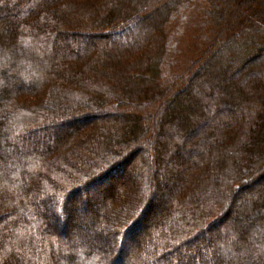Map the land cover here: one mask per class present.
I'll list each match as a JSON object with an SVG mask.
<instances>
[{
    "label": "trees",
    "instance_id": "1",
    "mask_svg": "<svg viewBox=\"0 0 264 264\" xmlns=\"http://www.w3.org/2000/svg\"><path fill=\"white\" fill-rule=\"evenodd\" d=\"M193 1L0 0V264H264V19L248 0H200L188 66L164 73L168 24ZM131 150L130 181L62 239L46 214ZM148 196L165 210L134 241Z\"/></svg>",
    "mask_w": 264,
    "mask_h": 264
},
{
    "label": "rangeland",
    "instance_id": "2",
    "mask_svg": "<svg viewBox=\"0 0 264 264\" xmlns=\"http://www.w3.org/2000/svg\"><path fill=\"white\" fill-rule=\"evenodd\" d=\"M248 1H249V4H251V8L253 10L255 8L254 12L257 11V12L254 13L253 17H257V19H258V17L260 16L258 20L264 19V12H262L263 9H264V6H263L264 2H262V0H260V1L259 0H248ZM235 6L238 8V10H240L243 13V10H242L243 5L241 3L240 4H236ZM204 12H205V3L200 2V0H195L189 6L187 5V7L182 11V13L180 14L179 17L174 18L168 24V31H167V34H168V46H167V51L169 53V58L171 60L170 61L171 67H164V73L165 72H171L172 74L173 73H177V72H180V71L184 70L188 66V63H189V60H190L189 55H188V47H189L188 45H189V40H190V29H191V26L194 25V23H197L202 18ZM244 13H245V11H244ZM157 16H160V14L157 15ZM221 18L224 19L225 15L223 14ZM71 24H73V22H71ZM75 33H78V31H76ZM245 36L248 37L249 34L245 33ZM205 37L207 39L206 35H205ZM243 39H245V37ZM238 40H240V39H237V40L234 41L235 46L238 47V48H240V47L246 48L247 45H245L244 40H242V41H238ZM220 46H223V49H222L221 53L225 52L228 49V44H226V43L223 44V45H220ZM220 64H221V66L225 65L224 63H220ZM228 64H230V62ZM218 70L219 69H217V71ZM214 74H215V72H214ZM211 75H213V74H211ZM188 96L192 100V95L189 94ZM167 117L169 118V115ZM168 118L165 119V121H168L169 120ZM93 121L94 120H88L87 119V120H84L83 122H73V123L70 124L71 125V127H70L71 129L68 128V127L67 128H62V129L56 131V133L58 134V137L63 136V135H70L71 136L70 139H71L72 137L73 138L75 137L74 133H73L74 130H76L77 135H78V133H80V130L82 131L85 128L86 125H88V124L90 125V123H92ZM64 122L66 124H68V120H64ZM47 134L50 135V130H45V131H42V132H38V136L40 138H44V136H46ZM43 149H44L43 151H45V148H43ZM56 151H58V148H55L53 150H51V149L49 150V152H51V153H54ZM140 154H141V151H136V152H135V150L129 151L128 153H126V156L123 158V160L122 159L120 160V161L124 162V165H121L120 167H118L115 171H113L105 179V181H107L108 184L106 183V185L104 186L103 183L99 182L98 185L93 186L94 188L90 187V189H89L90 192L88 190V192L91 193L90 195H89V193L86 192L87 194H85V196L83 194H81L82 196L79 195V197H77L79 199H76V197L72 198L70 200L71 203H70L69 206H68V201H66V205L60 211L61 213L57 212V214L53 215L52 217H50L48 215V213L46 214L47 215V221L54 227V229L56 230V232H58L59 236L62 239L67 238L68 234H73L74 232L77 235L82 234L81 232L79 233V232H76V231H71V232L68 231L69 227L65 226V222H66V218H67L68 214H70V215L74 214V215H77V216L78 215L82 216V213H83V215H86V214H84L85 212H83V211H84V209H86V207L87 208L88 207H92L93 203H92V201H90V198H92V196H94L95 193L96 194H100V197H99V199H100L102 196L105 197V195L107 193L112 192V191L114 192L116 190V188L118 187V185H120L121 183L130 181V179L132 178V176L136 173V170L138 169V161H139V158H140ZM153 165H158L156 160H154V164ZM159 175H160V178L162 180H165L166 177H168L165 173L163 175H161V174H159ZM92 176H94V175H92ZM260 184H258V185H260ZM262 184L264 185V180L262 181ZM261 188H262V185H261V187L258 186L256 193H259L261 191ZM166 190H167V188H166ZM85 191L86 190H82V192H85ZM83 196L86 197V200L84 199ZM67 197L68 196H66L65 199L63 197L64 202H65ZM151 197L152 196H148L146 202L149 203L151 201V199L153 198V200H154L153 204H155V203L157 204L156 211L155 212L153 211L154 213L152 214V216L147 218L148 219L147 221L146 220L143 221V225H145V223H147V229L145 230L144 233H142V228L141 227H139V229L137 228L134 231V233H133L134 240H137V239L140 240L142 238H143L142 240H144L145 237H143V236H145V234H148V229H150L151 225L153 224V220L155 218L159 217L162 213H164V210H165V208H164V203H165L164 198L165 197H162L163 199H161V198L158 199V197H156V199H155L154 196L152 198ZM96 201L97 200H95V202ZM62 206H63V203H62ZM232 211H234V209H232ZM232 211H231V218H233V219L234 218L235 219L239 218L238 215H237L238 217L236 215H233ZM82 226H83V231L82 232L86 236L88 241L94 240L97 236H102V232L88 231L87 230L88 228H86L84 225H82ZM60 228H67V230H66L67 231V235L61 234L60 233ZM132 239H133L132 237L126 238L125 244H126L127 248L129 246H131V242H132L131 240ZM120 240L122 241V239H120ZM111 251H112V249H111ZM186 251H188V249ZM189 252L194 254V250H192V249H189ZM117 253H118V246L114 250L113 254L117 255Z\"/></svg>",
    "mask_w": 264,
    "mask_h": 264
},
{
    "label": "bare ground",
    "instance_id": "3",
    "mask_svg": "<svg viewBox=\"0 0 264 264\" xmlns=\"http://www.w3.org/2000/svg\"><path fill=\"white\" fill-rule=\"evenodd\" d=\"M105 186V185H104ZM100 194H96L95 193V195L94 196H92V198L91 199H96L98 196H99ZM71 200V199H70ZM69 202V201H68ZM89 208L90 207H86V209L87 210H89ZM156 208H157V204L155 203L154 205H152L151 207H149V209L146 211V213H145V216H144V220L143 221H147L148 219V217H150V216H152V214L156 211ZM154 211V212H153ZM72 214L70 215H68L67 216V218H66V222H65V226L66 227H69L70 226V224H71V221H72ZM147 229V223H145V225H143V227H142V233H144L145 232V230ZM135 241V240H134Z\"/></svg>",
    "mask_w": 264,
    "mask_h": 264
}]
</instances>
